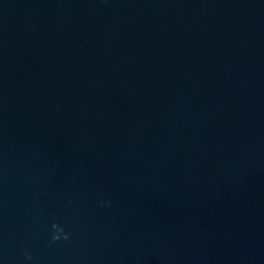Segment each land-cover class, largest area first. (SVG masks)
<instances>
[{"label":"clouds","instance_id":"obj_1","mask_svg":"<svg viewBox=\"0 0 264 264\" xmlns=\"http://www.w3.org/2000/svg\"><path fill=\"white\" fill-rule=\"evenodd\" d=\"M103 205H104V202H101V206ZM51 229H52V234H51L50 244H55L61 240H63L64 242H67L70 239L71 234L66 232L63 226L53 223L51 225ZM26 258L28 260L32 259L30 255H27Z\"/></svg>","mask_w":264,"mask_h":264}]
</instances>
